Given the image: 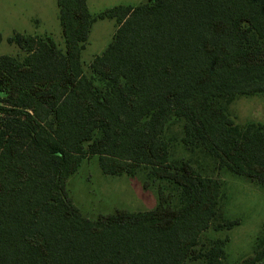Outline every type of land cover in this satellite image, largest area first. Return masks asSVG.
<instances>
[{
    "label": "trees",
    "instance_id": "1",
    "mask_svg": "<svg viewBox=\"0 0 264 264\" xmlns=\"http://www.w3.org/2000/svg\"><path fill=\"white\" fill-rule=\"evenodd\" d=\"M57 5L64 49L16 34L24 56H0V264H225L228 237L201 241L216 219L238 224L219 220L222 183L172 162L162 134L181 120L187 153L264 186V125L225 110L264 94V0H144L97 17L86 0ZM105 18L115 34L86 72L81 51ZM86 157L111 176L147 167L177 204L158 184L154 210L84 217L68 181ZM263 260L261 240L246 264Z\"/></svg>",
    "mask_w": 264,
    "mask_h": 264
},
{
    "label": "rangeland",
    "instance_id": "2",
    "mask_svg": "<svg viewBox=\"0 0 264 264\" xmlns=\"http://www.w3.org/2000/svg\"><path fill=\"white\" fill-rule=\"evenodd\" d=\"M87 2L93 17L122 3L133 6L140 3L138 0ZM116 27L114 19H97L92 22L88 41L81 51V62L86 72L93 59L103 53L112 41ZM16 34L33 35L35 38L50 37L60 49H64L57 0H0V56H24L16 44L9 42ZM225 110L240 126L252 123L264 125V94L237 96L225 105ZM182 136L183 122L173 118L162 134V138H166L171 146V161L177 162L185 157L200 175L219 180L222 183V211L219 209V220L238 221L230 229L221 230L216 227L217 219L214 220L210 228L201 234V241L228 237L224 247L227 257L225 264H246L252 261L260 241L264 240V186L251 183L227 168L218 170L211 156H205L199 151L187 153L181 144ZM147 169L141 167L133 177L104 175L98 157H86L77 173L70 177L68 191L83 216L90 219L122 209L137 212L154 210L159 204L160 181L151 182ZM147 182L149 185L145 186ZM159 185L167 189L168 195L174 194L173 203L177 204L174 187L168 186L167 182ZM252 264H264V260Z\"/></svg>",
    "mask_w": 264,
    "mask_h": 264
},
{
    "label": "crops",
    "instance_id": "3",
    "mask_svg": "<svg viewBox=\"0 0 264 264\" xmlns=\"http://www.w3.org/2000/svg\"><path fill=\"white\" fill-rule=\"evenodd\" d=\"M120 1H122V0H120ZM144 0H138V2H143ZM86 2H87V0H86ZM123 2H125V1H123ZM139 3V4H140ZM138 4V5H139ZM87 5H88V2H87ZM119 6H133V5H126L125 3H122V4H120ZM136 6V5H135ZM115 7H118V6H115ZM134 7V6H133ZM114 8V7H113ZM88 9H89V5H88ZM90 12V11H89ZM91 14V13H90ZM102 171V170H101ZM105 175V174H104ZM123 210V209H122ZM133 212H137V211H133ZM138 212H141V211H138Z\"/></svg>",
    "mask_w": 264,
    "mask_h": 264
}]
</instances>
